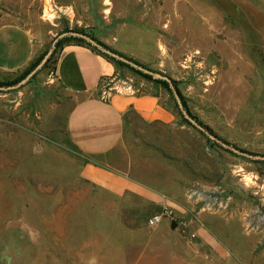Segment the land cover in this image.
I'll return each mask as SVG.
<instances>
[{
  "label": "rangeland",
  "instance_id": "374dc122",
  "mask_svg": "<svg viewBox=\"0 0 264 264\" xmlns=\"http://www.w3.org/2000/svg\"><path fill=\"white\" fill-rule=\"evenodd\" d=\"M0 24L29 31L40 53L62 32L85 33L175 80L220 142L264 156V0H0ZM41 68L0 91V264H264V160L178 115L147 124L132 113L123 147L84 154L67 135L73 99L51 63ZM115 80L168 96L127 68ZM93 162L170 202L107 192L83 177ZM162 209L172 220L149 227Z\"/></svg>",
  "mask_w": 264,
  "mask_h": 264
},
{
  "label": "crops",
  "instance_id": "0c3cea01",
  "mask_svg": "<svg viewBox=\"0 0 264 264\" xmlns=\"http://www.w3.org/2000/svg\"><path fill=\"white\" fill-rule=\"evenodd\" d=\"M41 53L29 31L15 24H0V71L21 73ZM53 72L73 99L66 121L68 138L84 154L109 156L123 147L128 112L147 124H172L177 115L168 96L161 94L114 90L103 98L101 82L115 78L118 70L113 62L87 46L64 45L56 54ZM83 177L115 196L129 192L155 204L170 202L161 191L131 180L106 163L85 165Z\"/></svg>",
  "mask_w": 264,
  "mask_h": 264
},
{
  "label": "water",
  "instance_id": "95a60500",
  "mask_svg": "<svg viewBox=\"0 0 264 264\" xmlns=\"http://www.w3.org/2000/svg\"><path fill=\"white\" fill-rule=\"evenodd\" d=\"M65 36H73V37H78V38H82L84 39L86 42H88L90 45L96 47L98 50H100L101 52H103L104 54L110 56L111 58H114L115 60L121 61L123 63H126L128 65H130L131 67H133L134 69L143 72L144 74L150 75L152 76L154 79H158V80H163L165 82L168 83L169 88L173 94V97L175 99V102L177 104V107L179 109V111L181 112V114L183 115V117L190 122L195 128H197L198 130H200L201 132L205 133L209 138H211L212 140H214L215 142L219 143L222 147L238 154V155H242L251 159H259V160H264V156H260V155H252L249 154L245 151L239 150L238 148H235L233 146H230L228 144H226L225 142H220L215 136L209 134L201 125H199L197 123V121L195 119H193L184 109L183 104L181 102V99L176 91V89L173 86V82L172 80L157 71H153L137 62H134L133 60H129L128 58H126L125 56H122L120 54H118L117 52H114L106 47H104L103 45L99 44L96 40H94L93 38H91L90 36L77 32V31H66V32H62L59 35H57L49 49L47 50V52L45 53V55L42 57V59L40 60V62L23 78L21 79L19 82H17L16 84L10 85V86H0V91H6V90H13V89H17L20 86H22L23 84H25L27 81H29L32 76L45 64V62L48 60V58L51 56L54 48H55V44L57 43V41Z\"/></svg>",
  "mask_w": 264,
  "mask_h": 264
},
{
  "label": "trees",
  "instance_id": "16d2710c",
  "mask_svg": "<svg viewBox=\"0 0 264 264\" xmlns=\"http://www.w3.org/2000/svg\"><path fill=\"white\" fill-rule=\"evenodd\" d=\"M77 32H79V31H77ZM80 33H82V32H80ZM83 34H85V33H83ZM88 36H89V35H88ZM91 38H92V37H91ZM93 39H94V38H93ZM94 40H95V39H94ZM97 42H98V41H97ZM70 43L75 44V45L87 46V47L91 48L93 51H95V52L98 53L99 55H101V56L105 57L106 59H108L109 61L113 62V64H114L115 67L117 68V70H119L120 68H127V69H129V70H131V71H133V72H135V73L141 75L142 77L148 79V80H152V81H154L155 83H158L163 89H165V90L168 92V96H169V98L172 99V100H174L173 94H172V92H171V90H170L169 85H168L167 82H165V81H163V80L154 79L152 76L147 75V74H144L143 72L134 69L133 67H131L130 65H128V64H126V63H123V62H121V61L115 60L114 58H111L110 56H108V55H106V54L100 52V51L97 50L95 47L91 46V45H90L88 42H86L84 39H82V38H78V37L65 36V37L59 39V40L57 41V43L55 44V48H54V50H53L51 56L48 58V60L45 62V64L42 66L41 69H45V68H47V67L49 66V64L51 63V64L53 65V70H54V65H55V61H56V54L58 53V51H59L64 45H66V44H70ZM98 43L101 44V45H103V44L100 43V42H98ZM103 46L106 47L105 45H103ZM106 48H108V47H106ZM108 49H109V48H108ZM110 50H111V49H110ZM112 51H113V50H112ZM46 52H47V50L44 51V52H42V53H41V54H40V55L34 60V62H33V63H32V64H31L26 70H24V71L21 72L20 74L14 76V77H7L6 79L0 81V86H10V85H13V84H16L17 82H19L21 79H23V78H24V77H25V76H26V75H27V74H28V73H29V72H30V71H31V70H32V69H33V68H34L39 62H40V60L42 59V57L45 55ZM114 52H116V51H114ZM118 54H119V53H118ZM120 55H121V54H120ZM122 56H123V55H122ZM128 59H129V58H128ZM129 60H131V59H129ZM134 62H135V61H134ZM170 79H171V78H170ZM171 80H172V79H171ZM172 82H173V86H174V88L176 89V91H177V93H178V95H179V97H180V99H181V102H182V104H183V107H184L185 111H186V112H187V113H188L193 119H195V120L197 121V123H198L199 125H201V126H202V127H203V128L209 133V134L213 135L212 132L210 131V129H209L206 125H204V124H202L200 121H198V120L196 119V117H194V116L188 111L187 106H186V104H185V101H184V99H183L181 93L179 92V90H178L177 87H176V82H175V80H172ZM173 108H174L176 114H177L178 116L181 117L182 121H184V122H186V123H188V124L190 125V123H189V122L183 117V115H182L181 112L179 111V109H178L176 103H174ZM128 114H130V112H128L126 116H128ZM126 116H125V118H126Z\"/></svg>",
  "mask_w": 264,
  "mask_h": 264
},
{
  "label": "built area",
  "instance_id": "2783aa9c",
  "mask_svg": "<svg viewBox=\"0 0 264 264\" xmlns=\"http://www.w3.org/2000/svg\"><path fill=\"white\" fill-rule=\"evenodd\" d=\"M119 81H116L115 78H107L101 82L100 85V94L102 95L103 98L108 97V94L111 91H119L118 87L120 85ZM127 89L130 90V87ZM164 219L172 220V216L170 212H168L166 209H162L159 212L154 213L152 216H150L147 220V225L149 227L156 226L159 222H161Z\"/></svg>",
  "mask_w": 264,
  "mask_h": 264
}]
</instances>
